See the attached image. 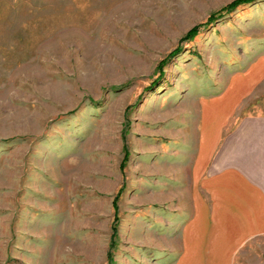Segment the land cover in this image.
<instances>
[{
	"label": "rangeland",
	"instance_id": "374dc122",
	"mask_svg": "<svg viewBox=\"0 0 264 264\" xmlns=\"http://www.w3.org/2000/svg\"><path fill=\"white\" fill-rule=\"evenodd\" d=\"M233 1L0 0V264H264V216L241 239L195 197L232 161L264 184L235 142L264 119V0L215 20Z\"/></svg>",
	"mask_w": 264,
	"mask_h": 264
},
{
	"label": "crops",
	"instance_id": "0c3cea01",
	"mask_svg": "<svg viewBox=\"0 0 264 264\" xmlns=\"http://www.w3.org/2000/svg\"><path fill=\"white\" fill-rule=\"evenodd\" d=\"M259 123L260 128L253 124ZM235 137L236 144H244L247 147L251 145L258 147L259 149L264 148V119H245L241 126L238 128ZM213 140L210 139V142ZM206 141L203 137V142L200 144V150L198 159L195 164V176L196 181L199 179V175L204 170V164L206 158L210 153L211 143L209 142V148L206 150ZM206 150V151H205ZM259 160L264 162V156ZM264 167V163L261 164ZM250 169V170H249ZM209 178L200 184L201 180H198V186L196 193L198 215L201 214L200 210V197L198 193L200 189H203L208 195V198L212 201V206L215 209H219L220 205L227 207L231 213L230 215H239L241 218V229L242 237L250 233L257 232L261 229V223L258 222V217L263 218L264 216V184L263 181H256L252 174L253 168L248 164H235L229 162L224 168L219 169L218 172H209ZM222 200V201H221ZM219 201V202H217ZM195 205V207H196ZM262 220V219H260ZM189 228L186 229V232ZM187 245V249L189 250ZM228 255V254H227Z\"/></svg>",
	"mask_w": 264,
	"mask_h": 264
},
{
	"label": "trees",
	"instance_id": "16d2710c",
	"mask_svg": "<svg viewBox=\"0 0 264 264\" xmlns=\"http://www.w3.org/2000/svg\"><path fill=\"white\" fill-rule=\"evenodd\" d=\"M257 0H235L233 2H231L230 4H228L227 6H225L222 10H220L218 13L215 14V20L217 19L216 17L219 16L220 14H223L224 12H232L233 10H235L238 6H244V5H247V4H250V3H253ZM211 18H214V17H211ZM210 21H208L209 23ZM197 33V29H192L188 32V34L185 36V39H190L192 37H194ZM179 48L175 49L174 51H172L166 59H164L162 61L161 64L165 63L170 57H173L175 56L177 53H179ZM115 207V206H114ZM116 214V212H115ZM116 220V218H115ZM115 228V227H113Z\"/></svg>",
	"mask_w": 264,
	"mask_h": 264
}]
</instances>
